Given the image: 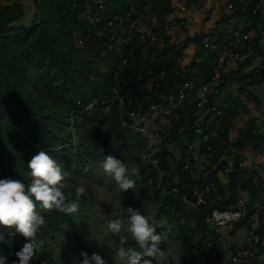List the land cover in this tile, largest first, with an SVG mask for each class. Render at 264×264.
Returning <instances> with one entry per match:
<instances>
[{"label": "trees", "instance_id": "trees-1", "mask_svg": "<svg viewBox=\"0 0 264 264\" xmlns=\"http://www.w3.org/2000/svg\"><path fill=\"white\" fill-rule=\"evenodd\" d=\"M23 1L26 0H0V178L19 179L29 184L28 160L36 152L46 151L67 173L62 189L66 200H78L81 208L91 199L90 186L103 172L101 162L105 155L125 146L134 132L122 126L118 103L111 104L107 115L96 107L87 109L88 105L110 95L114 89L119 90L128 113H143L151 104H161L167 90L182 82L177 72L185 64L184 53L188 48L192 50L193 39L186 40L178 49L161 28L156 34L157 45L152 46L147 41L145 53L140 48L137 50L142 60L127 72H119V57L112 40L114 28L109 26V21L117 10L141 5L146 6L150 14L161 17L185 0H31L35 16L29 23L27 11L20 4ZM225 6L226 3L219 11ZM208 14L204 21L210 19V12ZM259 20L252 18V14L248 16L252 25ZM224 42L209 54L206 62H192L194 72L186 78L205 83L212 75L216 55ZM128 50L126 47L127 57ZM253 62L251 59L241 66L239 72ZM185 66L187 68L188 64ZM234 74L230 73L229 77ZM240 79L244 89L254 85L264 87V56L258 69H252ZM245 101L258 103L251 94ZM240 103L238 100L220 103L225 106L228 118L221 121L219 129L213 123L206 127L211 142H203L202 134L195 144L191 133L180 131L187 122L194 121L192 106L185 111L159 112L153 125L165 120L171 124L173 132L171 139L158 146L159 168L163 170L160 188L156 182L157 171L149 162L145 160L137 169L140 197L132 207L155 205L154 217L166 218L165 226L180 242L182 257L189 264H193L194 259L204 258L201 248L213 230L208 222L212 210L234 203L241 192L257 189L254 178L248 179L236 169L241 156L235 158L234 169L225 175L226 182L219 177L229 163L226 158L229 146L240 152L247 143L264 148V135L253 132L254 119H248L243 133L234 139L228 135ZM242 106L248 113L249 105ZM72 113L79 119L72 120ZM125 119L128 124L134 123L128 115ZM174 143L183 147L175 150ZM195 150L205 157L200 168L194 164L197 179L185 170L188 161L195 163L191 160ZM174 162L176 165L171 167L169 164ZM204 167L210 170L207 177L202 176ZM209 182L214 183L215 191L206 195L198 208H193L189 202L196 200L194 189L201 190ZM78 187L83 188L81 193H77ZM36 210L45 219L37 231V238L43 244L38 252L34 251L30 264H40L51 240L74 221L73 214L69 217L55 209H41L38 203ZM123 217H127L126 211ZM0 234L3 235L0 251L8 256V264H11L18 260L15 253L27 238L8 226H0ZM79 245L80 250L90 255L86 246Z\"/></svg>", "mask_w": 264, "mask_h": 264}, {"label": "built area", "instance_id": "built-area-1", "mask_svg": "<svg viewBox=\"0 0 264 264\" xmlns=\"http://www.w3.org/2000/svg\"><path fill=\"white\" fill-rule=\"evenodd\" d=\"M202 2L203 0H185L177 9H172L161 17L150 14L144 5L138 8L129 6L125 10H117L109 21V26L114 28L112 40L115 42L114 52L119 57L117 63L119 72H127L137 64V61L142 60L141 56H137V50L140 48L145 53L144 45L147 41H150L152 46L157 45L156 34L161 28L165 29L170 43L178 49L184 45L186 40L193 39L191 48L195 53L212 54L219 47V43L225 41L216 55L212 75L205 83L199 84L194 80H188L186 76L194 72V66L190 62L185 68L186 64L183 63L181 70L177 72L182 82L167 90L161 104H151L143 113H128L124 108L123 97L120 96L118 89H114L108 96L95 100L87 107L89 110L96 107L102 114L107 115L110 112L111 104L118 103L122 126L125 129L131 128L142 133L145 138L147 162L157 171L156 182L159 188L163 170L159 168L158 146L165 140L171 139L173 132L171 124L165 120H158V124L154 126L153 120L156 119V115L159 112L185 111L192 106L191 113L194 121L187 122L180 131L191 133L194 144L202 134L204 135L203 142H211V134L206 127L213 123L215 128L219 129L221 121L229 116L224 109L225 106L216 102L221 88L234 81L239 86H243L240 78L248 73V68L258 69L264 56V7L262 0H231L222 11L211 17L205 23L206 25L201 27V17L206 14ZM249 14H252V18H260L257 24L252 25L248 21ZM233 21L239 23L225 27L227 24L231 25ZM126 47L129 48L128 57L125 54ZM186 54L187 51L184 56ZM251 59L254 60L252 65L239 72V68L248 64ZM150 61L153 62V57H150ZM231 72L235 74L229 77ZM142 77L143 72L138 75V79L140 80ZM126 115L133 119V124L127 123ZM73 119L77 120L79 117L72 113ZM150 136L157 137L159 143L150 145ZM219 136L215 135L217 138ZM153 149L156 150L153 151ZM195 152L193 151V153ZM236 152L232 146H229L226 152L229 163L220 174H228L234 169ZM211 155L209 153V156ZM192 156L191 160L195 161L193 154ZM194 164V162L188 161L185 170L190 173L192 178L197 179L198 174L194 169ZM169 165L174 167L176 162ZM236 169L244 177L253 178L243 161H238ZM209 174L210 170L204 167L202 176L207 177ZM214 191L213 182H209L201 190L195 188L196 200L189 204L193 208H198L204 202V197ZM184 200H186V196H184ZM263 215L264 207H258L251 211L245 200L241 198L223 209L212 210L208 222L213 228V232L209 234L201 248L204 258L202 260L194 259L193 264H264ZM232 224H240L244 228L247 232V244H226L219 230Z\"/></svg>", "mask_w": 264, "mask_h": 264}, {"label": "clouds", "instance_id": "clouds-1", "mask_svg": "<svg viewBox=\"0 0 264 264\" xmlns=\"http://www.w3.org/2000/svg\"><path fill=\"white\" fill-rule=\"evenodd\" d=\"M158 143L157 137H149L150 145ZM27 167L31 178L27 185L19 179L0 178V226L12 227L16 233L27 238L22 248L15 253L18 260L11 264H30L34 251L38 252L43 244L37 238V231L45 219L36 210L37 203L41 209H55L69 217L79 207L78 200H66L62 189L67 173L62 171L52 155L40 150L31 156ZM101 167L104 175L114 182L120 192L128 189L135 192L136 167H129L123 159L112 155H105ZM76 191L81 193L83 188L78 187ZM125 211L126 221L117 218L107 223L111 233L119 235L123 232V235H119L120 246L115 249V259L122 264H163L164 251L157 246L161 236L156 232L157 226L152 219L132 206L125 208ZM0 240H3L2 234ZM129 241H134L136 247L129 244ZM80 256L82 259L77 264H106L101 255L95 252L89 255L82 251ZM0 264H8V256L2 251Z\"/></svg>", "mask_w": 264, "mask_h": 264}, {"label": "rangeland", "instance_id": "rangeland-1", "mask_svg": "<svg viewBox=\"0 0 264 264\" xmlns=\"http://www.w3.org/2000/svg\"><path fill=\"white\" fill-rule=\"evenodd\" d=\"M30 2L31 0H26L20 3L22 4V8L24 6V10L27 11L28 23L35 16V11ZM207 5L206 0H203V8ZM207 14L201 17L202 27L209 20L204 21ZM226 26L230 27V24ZM223 30L226 31L225 29ZM209 54L205 52L195 53L188 48L184 62L185 64L190 62L203 63L209 59ZM250 102L254 103L253 100H250ZM261 104L263 105V102ZM259 112V115L264 116V107ZM178 146L180 148L183 147L179 143L172 145L175 150H178ZM109 155L123 159L129 167L134 166L138 169L145 160L147 161V143L143 134L134 130L127 144L125 146H119L115 152ZM90 193L91 199L89 203L81 208L78 207V211L73 214L74 221L68 224L64 232L57 235L56 239H52L48 248L43 251L40 264H77V261L82 259L80 256L82 250H80L81 247L79 244L86 246V249L91 252L90 255L93 252L101 255L106 264H122V262L115 259L114 252L120 246L119 235H123V232L119 235L111 233L107 229V223L117 218L126 221L127 217H123L125 208L133 206L140 197V178L138 171L135 176V192L131 189L120 192L115 187L114 182L102 172L98 181L90 186ZM137 210L142 214L148 215L157 226L156 232L161 236L157 246L160 250L164 251L165 260L163 264H189L182 257L180 242L166 228V218L154 217L156 214L155 205L142 204ZM128 243L136 247L134 241H129ZM136 250L139 251L140 249L137 247Z\"/></svg>", "mask_w": 264, "mask_h": 264}, {"label": "crops", "instance_id": "crops-1", "mask_svg": "<svg viewBox=\"0 0 264 264\" xmlns=\"http://www.w3.org/2000/svg\"><path fill=\"white\" fill-rule=\"evenodd\" d=\"M229 1L231 0H206V4L208 3V5L205 6L204 10L207 13L210 12V18L214 17L219 12V8L225 5V3L227 4V2ZM262 4L264 7V0H262ZM238 21H233L230 27L238 24ZM250 70V68L247 69L248 72ZM250 94L256 97L258 103L250 104L249 102L245 101L247 99V96ZM237 100L241 102V107L238 108L237 114L234 115L235 119L233 120V125L229 127L228 135L230 136V138L234 139L235 137L243 133L245 123L248 121V119H254L255 121L253 132L259 135H264V116L259 115V110L264 107V87L254 85L248 87L247 89H244L241 85L239 86L237 82L234 81L233 83H228L216 98V102H218L219 104H230L231 102ZM259 100L263 102V105ZM245 103L249 105L247 106L249 108L248 113L245 112L242 106ZM242 150L243 151L241 152L237 150L234 159L237 156L242 157L240 160L244 162L249 173L253 175L254 181L257 182V184L255 185L257 186V189L249 192H241L240 198L245 200L251 211H254L258 207H264V148L260 145L247 143ZM193 155L195 164L198 168H200L201 163L204 161L203 155H199L198 151L193 153ZM225 175L226 174H219V177L223 180V182H226L227 179L225 178ZM262 219L264 223V215L262 216ZM219 231L221 235H223L224 240L228 245L247 244V232L240 224H232L227 227L220 228ZM262 246L264 251V233Z\"/></svg>", "mask_w": 264, "mask_h": 264}]
</instances>
